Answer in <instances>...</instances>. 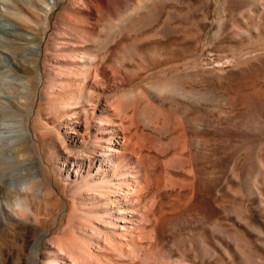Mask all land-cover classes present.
<instances>
[{"label": "rangeland", "instance_id": "1", "mask_svg": "<svg viewBox=\"0 0 264 264\" xmlns=\"http://www.w3.org/2000/svg\"><path fill=\"white\" fill-rule=\"evenodd\" d=\"M221 1L124 0L110 3L99 17V26L103 25L100 51L105 55L100 69L101 84L88 83L87 88L100 91L103 100L114 101L119 108L118 132L124 150L129 146L126 138H130L132 148L140 151L134 160L148 171V183L139 179L144 188L134 196L132 206L147 207L150 223L146 229L154 227L156 231H151L154 234L150 241L142 243L145 246L150 242L149 249L144 252L136 245H133L135 248L128 245L129 252L120 250L119 245H124L130 236L124 238L108 218L94 220L91 225L79 223L80 216L71 211L72 201H77L70 194L75 168L69 164L64 172L56 163L55 151L59 150L62 157L61 144H67L75 153L86 148L88 138L74 132L83 133L88 127V133L92 134L93 128L82 122V127L71 129L70 124L76 118L64 121L62 116L55 119L41 114L50 126L48 137H53L58 146L40 150L45 159L43 168L50 175L46 186L50 193L47 191L46 200L30 193L33 186L44 187L43 181H38L39 162L25 171L34 174V178L26 176L29 190L23 189V182L15 183L17 188L0 182V264H28L31 246L43 232L46 234L40 237L42 246L55 250L67 236H74L80 244L95 250L100 261L106 264H185L184 261L186 264H239L232 244L223 239L222 233L213 230L214 227L239 230L249 247L264 258V234L259 233L264 232V213L256 207V198L248 199L244 193L247 177L255 179L260 186L255 158H264V145L257 143L258 132L243 128V123L255 120V114L253 108L239 101L242 94L264 93V45H252L259 37L257 33L242 37L234 34L230 24H239L247 31L252 29L246 14H232L231 9L222 17L224 30L216 33L217 7ZM61 10L51 15L53 26L59 24ZM122 19L125 25L120 28ZM1 26L12 25L0 19ZM109 26L119 28L108 32L105 28ZM261 33L264 36L262 29ZM18 80L25 82L23 77ZM158 84L167 89H155ZM88 109L87 118L91 120L93 108ZM239 130L244 138L238 137ZM142 156L152 158L145 161ZM34 157L32 154L30 160ZM178 157L182 158L176 160ZM3 163L0 168L20 164ZM123 166H115L108 177ZM93 200L108 205V210H116L106 194L101 193ZM24 206L36 208L38 212L32 216ZM235 206L250 207V213L244 215L250 225L231 211ZM158 219L161 221L156 222ZM216 242L228 243L231 257L222 253L212 256L202 251V244L219 250ZM45 256L42 251L38 253L39 264Z\"/></svg>", "mask_w": 264, "mask_h": 264}, {"label": "bare ground", "instance_id": "2", "mask_svg": "<svg viewBox=\"0 0 264 264\" xmlns=\"http://www.w3.org/2000/svg\"><path fill=\"white\" fill-rule=\"evenodd\" d=\"M117 1L124 0H0V19L12 25L7 28L0 27L3 33V37L0 38V162L20 163L1 167L0 182L13 186L17 182L25 184L27 175L34 176L25 171L32 169L34 162H39L41 177L38 181H43L44 187L33 186L30 193L46 200L49 192L46 186L50 183V175L43 168L45 159L40 150L46 147L50 149L51 145H57L53 137H48L47 132L50 126L42 119L41 114L55 116V119L62 116L64 121L76 118L73 124H70L71 129H76V126L82 127L83 123L93 128L92 134L88 133V127L82 130L83 133L74 132L77 136L82 135L88 138L89 145L84 149H78L75 153L68 149L67 144H61L62 157L59 150L55 151L56 163L62 166L64 172L67 171L69 164L75 168L70 194L73 198L76 197L77 201H72L71 211L80 216L79 223L82 225H91L94 220L110 219V222L114 223L113 228L120 230L124 238L130 236L124 245H119L120 250L129 252L131 247L128 248V245L132 248L136 245L139 251L146 252L150 247V242L145 246L142 243L144 240L150 241L152 233L156 231L154 227L146 229V225L150 223L146 205L133 208L132 204L135 201L134 196L144 188L139 183V179L148 183V171L134 160V155L137 156L140 151L136 152L132 148L130 138L122 137V139L126 138L125 143L129 145L126 151L124 150L125 147H123V141L119 139L121 137L118 132L120 130L117 120L119 108L113 104L114 101L111 102L109 98L103 100L100 91L94 92L87 88L88 83L96 86L101 84L100 69L105 55H101L100 51L103 49L100 42L103 25L99 26V17L110 3ZM140 7L141 5L138 8ZM60 8L62 10L59 15V24L53 26L51 15ZM217 8L219 17L217 16L216 33L224 30L222 17L226 16L228 10L231 9L232 14L234 12L241 16L246 14L253 30L247 31L239 24H230L235 31L234 34L242 37L248 33H257L259 37L252 45L257 43L264 45V36L261 33V29L264 32V0H222ZM123 20H121L120 28L125 25ZM243 21L246 20L243 19ZM119 27L109 26L105 29L108 32H114ZM48 39L50 43L47 42ZM262 50L264 51V47ZM19 77H23L25 82H20ZM166 87L158 84L154 88ZM10 98L13 100L10 101ZM239 101L253 108L255 114V120H252L250 124L243 123V128L250 127L258 132L257 143L264 145V93L253 91L249 94H242ZM90 106L93 108L94 117L88 120L87 114ZM125 128L129 129L127 126ZM239 131L238 137L244 138L245 135L241 133V130ZM32 154L35 157L30 160ZM149 157L151 156L141 158L148 161ZM255 163L257 164V175L261 176L260 186L257 185L255 179L247 177L244 183V193L248 199L255 197L256 207L264 213V158L261 160L255 158ZM117 165L124 166L112 177H108L111 174L110 170H114ZM35 176L37 177L36 174ZM43 177L44 180H42ZM173 180L171 179V182L175 184ZM55 181L63 188L57 179ZM29 185L25 184L23 189L29 190L26 189ZM101 193L110 197L109 202L114 206L113 208L116 207V210H108V205L93 200ZM26 199L23 198V200ZM23 208L32 216L38 212L36 208L32 209L27 206ZM231 211L236 213L244 223L250 225V221L244 216L250 213L249 206H235ZM160 221V219L156 220V222ZM152 230L154 232L151 233ZM213 230L222 233L223 239L232 244L234 252L239 256V264H264V258L249 247L242 232L237 229L229 230L218 227H214ZM126 233H131V235H126ZM259 233L264 234L261 231ZM45 234L46 232L41 233L40 237ZM40 237L31 246V259L28 264H39L37 256L40 251L47 254L41 264L107 263L100 261L95 250L90 249L85 243L80 244L74 236H67L65 242L57 244L55 250L42 246ZM216 243L219 250L202 244V251L212 256L222 253L231 257L228 243ZM168 255L167 253L165 255L167 259ZM209 255L207 256L210 257ZM184 262L186 264V261Z\"/></svg>", "mask_w": 264, "mask_h": 264}]
</instances>
